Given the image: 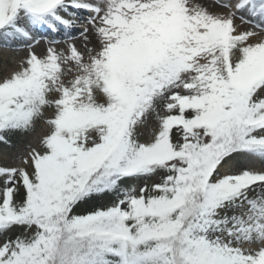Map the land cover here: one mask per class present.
Wrapping results in <instances>:
<instances>
[{
	"label": "snow or ice",
	"instance_id": "6c2138e0",
	"mask_svg": "<svg viewBox=\"0 0 264 264\" xmlns=\"http://www.w3.org/2000/svg\"><path fill=\"white\" fill-rule=\"evenodd\" d=\"M0 50V264H264V0H0Z\"/></svg>",
	"mask_w": 264,
	"mask_h": 264
},
{
	"label": "rangeland",
	"instance_id": "374dc122",
	"mask_svg": "<svg viewBox=\"0 0 264 264\" xmlns=\"http://www.w3.org/2000/svg\"><path fill=\"white\" fill-rule=\"evenodd\" d=\"M77 44H78V46H80L79 41H77ZM44 45L45 44L43 43V47H44ZM5 55L11 56L12 53L11 52H4V51L0 50V61H2V59H3V57ZM13 67H14V65L13 66H10L8 68V71H11ZM42 134H43V127H42V125H39L38 124L37 125V131L35 133H33L32 135L26 137V142L34 143L35 142V139L38 138ZM3 150H4V146L3 145H0V153H2Z\"/></svg>",
	"mask_w": 264,
	"mask_h": 264
},
{
	"label": "bare ground",
	"instance_id": "6f19581e",
	"mask_svg": "<svg viewBox=\"0 0 264 264\" xmlns=\"http://www.w3.org/2000/svg\"><path fill=\"white\" fill-rule=\"evenodd\" d=\"M45 46L47 47L46 44H45L44 47H43V43H41V44L36 48V51H37L38 53H43V52L45 51V49H46Z\"/></svg>",
	"mask_w": 264,
	"mask_h": 264
}]
</instances>
